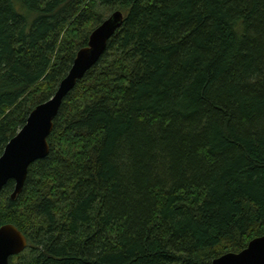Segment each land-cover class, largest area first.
Wrapping results in <instances>:
<instances>
[{"label": "trees", "instance_id": "trees-1", "mask_svg": "<svg viewBox=\"0 0 264 264\" xmlns=\"http://www.w3.org/2000/svg\"><path fill=\"white\" fill-rule=\"evenodd\" d=\"M0 227L10 264H213L264 236V0H0V157L113 13Z\"/></svg>", "mask_w": 264, "mask_h": 264}, {"label": "water", "instance_id": "water-1", "mask_svg": "<svg viewBox=\"0 0 264 264\" xmlns=\"http://www.w3.org/2000/svg\"><path fill=\"white\" fill-rule=\"evenodd\" d=\"M123 22V14L115 12L94 30L88 46L78 52L69 74L60 83L55 95L35 108L23 128L7 144L0 157V196L7 184L13 181L15 188L12 199H16L23 191L30 166L50 154L49 138L65 98L99 62L109 40ZM27 247L26 237L16 226L7 224L0 227V264H10V260L22 254ZM213 264H264V236L253 240L242 252L225 254L214 260Z\"/></svg>", "mask_w": 264, "mask_h": 264}]
</instances>
